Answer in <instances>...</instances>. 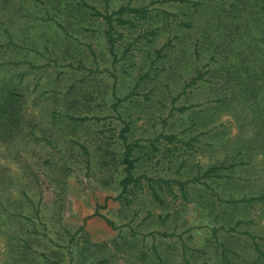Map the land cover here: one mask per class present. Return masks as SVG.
Returning <instances> with one entry per match:
<instances>
[{"label": "rangeland", "instance_id": "rangeland-1", "mask_svg": "<svg viewBox=\"0 0 264 264\" xmlns=\"http://www.w3.org/2000/svg\"><path fill=\"white\" fill-rule=\"evenodd\" d=\"M7 89L0 264H264V0H0Z\"/></svg>", "mask_w": 264, "mask_h": 264}, {"label": "trees", "instance_id": "trees-1", "mask_svg": "<svg viewBox=\"0 0 264 264\" xmlns=\"http://www.w3.org/2000/svg\"><path fill=\"white\" fill-rule=\"evenodd\" d=\"M83 4H85L82 1ZM87 5V4H86ZM89 6V5H87ZM90 8L94 9V7L89 6ZM123 11H130V12H134V13H140L141 16H144L143 12H144V8L143 7H131L129 5H119L116 9L112 10L110 13H104L102 16L104 18V21L107 25V29L105 30V35L107 38V43L109 44V49L111 50L113 41H114V37H112L110 30L113 27V23L112 20L115 21V23L117 24H123L128 22L130 25H132V21L123 17L121 14ZM95 13H99V11H95ZM112 14H116L115 17H112ZM50 19L54 18V15L51 14H47ZM117 35H119V33H117ZM10 36V35H8ZM158 50V49H157ZM198 75V74H197ZM194 80V77H192L191 82ZM13 94L15 95V91L13 89H10L5 92H1L0 91V117L1 116H5V118H7L11 113L10 112H14L16 110L17 107L14 106V104L12 103V100L10 99L11 96H13ZM17 100V99H16ZM3 123V122H2ZM17 126V125H15ZM1 130H4V125H0ZM167 138H171V135H161ZM123 144H124V150H123V162H124V170H125V175L121 178V184L123 185V187L130 181H134L136 180V177H133L131 174V168L133 166V159L130 158L129 154H130V150L131 148L135 145V142L133 143H129L126 142L124 140L123 137ZM222 165L218 164V165H214L211 164L208 166V168L204 171L205 174L207 173H211L214 172L216 169L220 168ZM216 174V173H214ZM217 176V175H216ZM252 197L249 198H245L244 199H251ZM105 218V217H104ZM106 222L110 223L109 219H106Z\"/></svg>", "mask_w": 264, "mask_h": 264}]
</instances>
